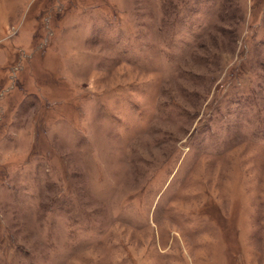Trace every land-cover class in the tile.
<instances>
[{
    "label": "rangeland",
    "instance_id": "rangeland-1",
    "mask_svg": "<svg viewBox=\"0 0 264 264\" xmlns=\"http://www.w3.org/2000/svg\"><path fill=\"white\" fill-rule=\"evenodd\" d=\"M0 264H264V0H0Z\"/></svg>",
    "mask_w": 264,
    "mask_h": 264
}]
</instances>
